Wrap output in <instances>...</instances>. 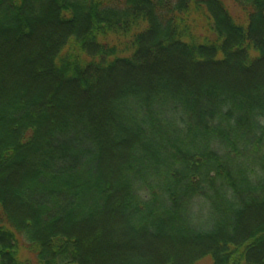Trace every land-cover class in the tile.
<instances>
[{"label":"trees","instance_id":"trees-1","mask_svg":"<svg viewBox=\"0 0 264 264\" xmlns=\"http://www.w3.org/2000/svg\"><path fill=\"white\" fill-rule=\"evenodd\" d=\"M233 1L0 0V264H264V0Z\"/></svg>","mask_w":264,"mask_h":264},{"label":"rangeland","instance_id":"rangeland-1","mask_svg":"<svg viewBox=\"0 0 264 264\" xmlns=\"http://www.w3.org/2000/svg\"><path fill=\"white\" fill-rule=\"evenodd\" d=\"M221 1L226 5V7H227L232 13L237 14V15H240V11H239L238 8L236 7V5H235V3H234L233 0H221ZM195 16H196L195 14L192 15L193 19L196 18ZM240 18H242V17H240ZM202 21H203V20H202ZM202 21L199 20V21L197 22V25H198V31H197L196 33H197L198 35L201 34V31H200V30L203 28V25L201 26ZM25 257H27V254H25V252L22 251V253H21V258H25ZM201 264H210V262L207 261V260H206V261L204 260Z\"/></svg>","mask_w":264,"mask_h":264}]
</instances>
